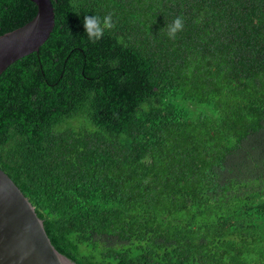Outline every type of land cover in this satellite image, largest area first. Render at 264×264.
<instances>
[{
	"label": "trees",
	"instance_id": "trees-1",
	"mask_svg": "<svg viewBox=\"0 0 264 264\" xmlns=\"http://www.w3.org/2000/svg\"><path fill=\"white\" fill-rule=\"evenodd\" d=\"M52 3L49 38L0 75V167L55 247L78 264H264V0ZM37 12L0 0V35ZM109 13L89 42L84 16Z\"/></svg>",
	"mask_w": 264,
	"mask_h": 264
},
{
	"label": "water",
	"instance_id": "water-1",
	"mask_svg": "<svg viewBox=\"0 0 264 264\" xmlns=\"http://www.w3.org/2000/svg\"><path fill=\"white\" fill-rule=\"evenodd\" d=\"M36 16L0 35V75L13 62L39 51L55 26L52 0H32ZM0 264H78L52 243L43 219L0 167Z\"/></svg>",
	"mask_w": 264,
	"mask_h": 264
},
{
	"label": "clouds",
	"instance_id": "clouds-1",
	"mask_svg": "<svg viewBox=\"0 0 264 264\" xmlns=\"http://www.w3.org/2000/svg\"><path fill=\"white\" fill-rule=\"evenodd\" d=\"M111 13L101 17L99 15H87L83 19V28L88 41L95 44L100 41L106 30H111L115 27ZM169 39H176L177 33L183 31V17H177L170 25H166Z\"/></svg>",
	"mask_w": 264,
	"mask_h": 264
}]
</instances>
